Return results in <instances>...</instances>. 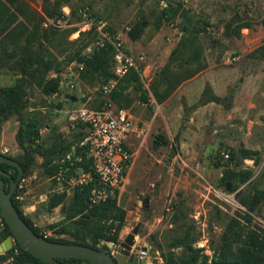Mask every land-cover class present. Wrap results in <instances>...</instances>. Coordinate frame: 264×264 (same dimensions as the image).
Instances as JSON below:
<instances>
[{
    "label": "rangeland",
    "instance_id": "obj_1",
    "mask_svg": "<svg viewBox=\"0 0 264 264\" xmlns=\"http://www.w3.org/2000/svg\"><path fill=\"white\" fill-rule=\"evenodd\" d=\"M19 1L27 16L18 17L16 43L0 44V87L13 85L20 78L27 46L37 54V61L31 68L34 77H23L28 84L21 115H8L2 122L0 154L20 161L24 148L33 151L34 162L21 176L16 190L21 200L16 203L38 233L72 240L51 226L53 220L64 216L62 205L53 209L47 205L55 196L70 204L77 186L70 182L77 176L75 172L67 175L60 170L63 155L58 150L73 145L85 132L74 116L76 110L94 109L106 101L117 105L110 93L121 79H115L105 93L103 88L112 79L90 82L79 78L83 70L80 58L110 44L114 48L110 69L117 52L130 57L133 68L140 70L148 99L141 101L130 85L118 102L132 115L137 132L126 141L130 169L124 186L113 196L124 216L101 221L106 225L105 236H115V241L100 240L97 249L118 256L119 244L134 228H138L135 246L143 250L141 261L145 264L238 260L248 249L247 236L252 231L264 244L263 0ZM166 5L185 9L202 54L199 63L182 69L172 64L175 76L168 73L169 82L190 72L193 75L157 103L150 85L161 79L159 72L184 26L177 14L170 24L155 28ZM138 32L136 39L129 35ZM164 88L162 83L160 90ZM205 88L219 99L217 103H200ZM19 129L23 148L18 145ZM32 129L38 139L30 144L27 137ZM157 133L164 135L167 145L153 147ZM171 150L174 155L168 164ZM227 152L233 155L234 172H250L244 183L232 179L229 190L222 181L225 171L220 159L221 153ZM254 198L258 203L253 211L241 204V200ZM181 233L190 234L189 245L175 244ZM202 234L208 238L207 256L194 247ZM7 238L16 253L14 240ZM261 253L264 256V245ZM0 264L14 262L6 258L0 259Z\"/></svg>",
    "mask_w": 264,
    "mask_h": 264
},
{
    "label": "trees",
    "instance_id": "obj_2",
    "mask_svg": "<svg viewBox=\"0 0 264 264\" xmlns=\"http://www.w3.org/2000/svg\"><path fill=\"white\" fill-rule=\"evenodd\" d=\"M264 1V0H263ZM180 12L179 8H173L170 5H166L164 8L161 9L158 22L155 23V28L158 29L162 24H170L174 17ZM26 10L25 6L22 1L19 0H0V44L5 45L6 42L10 41L12 43H16L17 41V34L15 33L16 27H18L19 23L17 22L18 17L25 18ZM138 31L140 27L136 28ZM183 35L181 36L180 40L176 44V46L171 50L168 55L166 64L162 67L159 74L161 79L159 81H154L150 85V92L154 100L157 103H161L168 97V93L170 89H175L182 81L190 78L193 72H190L188 76L181 79H174L169 82L167 79L168 73H171L175 76L173 69L176 67H172L173 63H177V67L182 69V67L190 66L195 62L200 61V57L202 54L201 47L197 42L196 30L189 29L187 26H183L182 28ZM131 35L132 39H136L139 36V32L135 35ZM11 36V37H10ZM2 39V40H1ZM28 53L26 54L25 58L22 61V72L20 78L14 83L13 85L7 87H0V128L2 125L3 120L8 115H18L20 116L22 110L25 108V85H27V80H23L24 78L34 77L35 71H31L34 63L37 61V54L34 50L31 49V46H27ZM114 52V48L110 44H105L101 46V48L94 49L93 53L80 58L78 63L83 64V70L80 72L79 78L81 80H88L93 82L97 79H102L104 82L111 80L114 77L111 68L110 59L112 58ZM41 60V59H39ZM39 62V61H38ZM38 63H36L37 65ZM188 69V68H187ZM30 70L31 72H29ZM192 74V75H190ZM121 80L118 81L116 84V88L111 91L110 97L115 103H117V107L110 101H106L100 104V106L94 108V110H99L104 103H111L115 108L120 109L123 108L120 106V101L123 100V91L130 85L139 92L140 100L146 101L147 98V91L143 89L141 77H140V70H136L133 67H130L126 74L120 78ZM176 80V81H175ZM57 80H55V85H57ZM162 83H165V88L160 90V86ZM201 104H206L209 102L217 103L219 99L212 95L209 92L208 88L201 94L200 98ZM85 128V132L80 134L74 144L67 145L61 147L59 150V154L62 156L61 163L59 164L60 170L64 171L65 174L70 175L75 172L76 169L79 167L84 171L87 170L88 162L84 157V149L79 147V144L83 140L86 134V126L82 124ZM22 131L20 129L17 131V140L18 145L23 148V138H22ZM24 137V136H23ZM26 139V136L24 137ZM28 142L31 144L34 142L35 139H38V135L35 129L29 130L28 132ZM177 140V138H175ZM168 144V140L164 137L163 134L157 133L154 135L152 140L153 147H161ZM73 146V147H72ZM25 147V146H24ZM73 148V153L71 157V161L73 165L70 166L68 161H65V156L68 154V151ZM32 150H28L24 148L23 155L20 161H16L19 163L22 169V175L25 174L27 169L31 167L34 162V155L32 154ZM245 156H250V152H244ZM229 156L228 163L222 162L224 165L225 174L223 175L222 181L227 185L231 180L239 181L240 183H244L249 178L250 172H234V160L233 155L230 152H227ZM218 154L216 153L215 156ZM10 158V157H8ZM79 161H76V159ZM12 159V158H11ZM222 159V156H220ZM14 160V159H13ZM230 162V164H229ZM0 169L4 173L8 174L13 180L17 177L18 171L7 164H0ZM0 180H3L5 183V190L7 191L9 188V179L0 174ZM95 181L92 183L82 184L76 186L73 191V197L70 204H63V198H59L55 196V198H51L47 205L48 209H53L59 205L65 207L64 209V216L61 220L51 224L53 228H58V233L66 236H70L72 238L71 241L66 240H59L54 238L45 237L48 241L57 242L62 244H74V245H83L88 246L93 249H97V242L100 240H105L107 242H114L115 236L107 238L105 236V222L110 219H122L124 216V212L121 208H118L115 204L114 197L107 198L104 202H100L95 205L89 204V192L91 188L94 186ZM11 200L13 206L17 213L19 214L21 220L25 223L26 226L37 236L43 237L40 233H38L37 229L33 226L32 222L26 218L16 201L14 200V194L11 196ZM254 199H244L241 200V204L246 207L249 211H253L256 207ZM61 206V207H62ZM62 217V216H61ZM105 220L104 225L101 224V221ZM0 221L2 230L0 231V244L3 242L7 237H12L6 223L4 222L3 218L0 215ZM120 224H118V228ZM246 247L247 250H244L241 255H239L238 260H223L217 261L216 259L213 260L211 264H264V256L261 254V250L263 249V242L260 240L258 234L254 231L250 232L247 236ZM179 239L176 240L175 244H185L184 246L189 245L192 241L190 234L188 233H181L178 237ZM14 240V239H13ZM15 249L17 252H10L7 251L5 254L0 255V259L12 258L14 264H44L39 259L33 257L32 255L28 254L27 252L23 251L18 244L15 242ZM14 249V248H13ZM189 249V248H187ZM100 250V249H97ZM171 259V257H170ZM193 260V258H192ZM171 261V260H170ZM169 261V262H170ZM58 262L60 264H89L87 261L82 259H59ZM171 263V262H170ZM199 264H206L204 260H202Z\"/></svg>",
    "mask_w": 264,
    "mask_h": 264
},
{
    "label": "built area",
    "instance_id": "obj_3",
    "mask_svg": "<svg viewBox=\"0 0 264 264\" xmlns=\"http://www.w3.org/2000/svg\"><path fill=\"white\" fill-rule=\"evenodd\" d=\"M130 67H134L132 59L123 52H117L112 68L115 78L103 88L104 92L110 91L115 79L122 78ZM74 114L75 118L86 126V134L79 147L84 149L88 166L86 171L80 167L76 169L77 176L71 177L70 182L79 186L95 181L88 199L90 205H95L113 197L124 186L131 164L126 141L132 133L137 132V127L128 110L117 109L111 103H104L99 110L82 107ZM139 133L142 134V131ZM73 151L71 148L65 156V161H68L70 166L73 165L71 161ZM221 156V161L228 163V154L221 153ZM76 161L79 159L77 158ZM21 180L20 178L14 191L15 201L21 200V196L16 195ZM194 247L203 255H209L207 236L202 234ZM143 254L142 250L136 253L139 260L142 259Z\"/></svg>",
    "mask_w": 264,
    "mask_h": 264
},
{
    "label": "water",
    "instance_id": "obj_4",
    "mask_svg": "<svg viewBox=\"0 0 264 264\" xmlns=\"http://www.w3.org/2000/svg\"><path fill=\"white\" fill-rule=\"evenodd\" d=\"M177 17L183 22L185 26L191 28V23L185 9H181ZM174 155V150L168 155V164ZM7 164L14 167L18 171L17 177L13 180L8 174L0 169V174L9 179V188L6 191L3 180H0V215L6 223L13 239L18 246L28 254L39 259L44 264H60L59 259H82L89 264H145L139 260L136 252L139 247L135 246V235L138 228H134L128 235L125 236L123 241L119 244V255L115 258L107 251L93 249L88 246L62 244L51 242L45 237L35 235L28 226L21 220L19 214L15 210L11 196L15 191L17 182L22 176V169L18 162L0 154V164ZM226 190H229V185H226ZM65 207L62 206L60 213H64ZM63 217L57 218L53 221L57 222ZM13 244L10 238L5 239L0 244V254L10 251L14 252ZM143 251V250H142Z\"/></svg>",
    "mask_w": 264,
    "mask_h": 264
},
{
    "label": "crops",
    "instance_id": "obj_5",
    "mask_svg": "<svg viewBox=\"0 0 264 264\" xmlns=\"http://www.w3.org/2000/svg\"><path fill=\"white\" fill-rule=\"evenodd\" d=\"M129 138H130V137H129ZM129 138H128V139H129ZM128 139H127V140H128ZM127 146H128V145H127ZM128 147H129V146H128ZM60 209H61V208H60Z\"/></svg>",
    "mask_w": 264,
    "mask_h": 264
},
{
    "label": "flooded vegetation",
    "instance_id": "obj_6",
    "mask_svg": "<svg viewBox=\"0 0 264 264\" xmlns=\"http://www.w3.org/2000/svg\"><path fill=\"white\" fill-rule=\"evenodd\" d=\"M17 184H18V182H17ZM114 258L116 257V256H113Z\"/></svg>",
    "mask_w": 264,
    "mask_h": 264
}]
</instances>
